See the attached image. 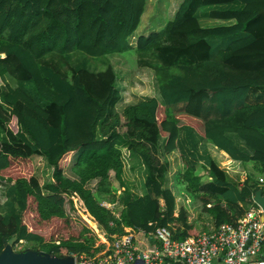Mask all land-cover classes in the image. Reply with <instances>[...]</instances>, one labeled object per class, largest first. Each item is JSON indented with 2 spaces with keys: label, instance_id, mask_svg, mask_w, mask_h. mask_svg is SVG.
Segmentation results:
<instances>
[{
  "label": "trees",
  "instance_id": "obj_1",
  "mask_svg": "<svg viewBox=\"0 0 264 264\" xmlns=\"http://www.w3.org/2000/svg\"><path fill=\"white\" fill-rule=\"evenodd\" d=\"M146 8L147 0H0V255L4 240L14 237L15 246L26 241L73 257L101 253L106 245L97 243L124 228L168 226L175 240L196 235L187 210L164 188L166 170L154 156L161 140L165 154L182 152L179 178L217 227L241 217L239 204L260 189L250 175L242 188L231 182L204 144L264 175V0H182L163 31L133 46ZM130 50L153 70L159 97L118 113L113 66L97 71L90 60ZM124 150L144 165L142 196L124 180ZM68 155L72 177L60 165ZM35 157L52 168L51 182L5 175L14 160ZM202 160L211 180L205 185L197 175ZM111 172L124 188L119 197ZM65 196L71 209L74 197L84 210L81 237L47 242L30 232L24 222L30 200L41 222L69 221ZM104 202H119V217Z\"/></svg>",
  "mask_w": 264,
  "mask_h": 264
},
{
  "label": "rangeland",
  "instance_id": "obj_2",
  "mask_svg": "<svg viewBox=\"0 0 264 264\" xmlns=\"http://www.w3.org/2000/svg\"><path fill=\"white\" fill-rule=\"evenodd\" d=\"M182 3V0H147V8L142 18V23L134 36L130 39L133 46L136 45L138 38L142 35L148 36L152 32H161L165 29L170 19H172ZM204 26H216L226 25L228 23H222L211 20H202ZM138 54L135 50H130L124 54H116L109 56L106 59L90 60L91 68L99 71L105 69L108 65H112L117 74V87L121 95V99L116 106V112L121 113L127 106L138 103L145 98L159 97L157 88V82L153 70L150 68L142 67L138 62ZM11 84L15 85L13 80H9ZM163 114V113H162ZM10 128L13 131H17L16 121L13 120L10 124ZM165 140H161L160 149L154 154L155 161L158 160L160 166L165 168L166 175L163 180L165 189H170L176 196L178 209L185 208L189 214V221L196 227L195 232L191 234H198L199 232L208 230L214 226V220L212 216L206 211L203 200L197 196L198 193L191 192L179 178L180 173L183 170L182 166V152L177 150L171 154H165L163 151V143ZM206 154L212 155L214 149L212 145L208 146L204 144ZM209 147V148H208ZM212 148V150L210 149ZM216 148V147H215ZM210 149V150H209ZM205 153V152H204ZM125 158V173L124 180L129 188L140 196L146 193L145 189V168L141 160L134 158L130 153L124 150ZM227 167L235 166L230 163L229 160L223 161ZM73 164L72 155L66 156L60 163L67 176L72 177L71 167ZM205 161H200L197 167V175L202 178V185L211 182L209 178V170L205 166ZM220 165V164H219ZM223 164L221 163V166ZM234 174H228L229 180L239 186V183L245 176H251L257 180L261 175L257 172L252 164L237 165ZM7 177L12 180L18 178L29 179L32 176L39 177L42 184L49 183L53 179V170L48 166L46 161L40 157H35L30 161L14 160L9 171L5 172ZM111 181L117 189V197H119L124 188H122L119 182L116 180L114 172L110 174ZM96 182L90 184L91 189L95 191ZM263 193H264V186ZM118 199V198H117ZM5 201L3 190L0 189V203ZM74 202V201H73ZM75 208L71 209L70 199L68 197L63 198V205L69 214V221L53 219L50 222L43 223L39 220L36 212V206L30 200L29 210L24 215V222L27 225L30 232L40 235L47 242H58L69 239H79L84 232V224L88 226V223L84 221L83 209L80 205L73 203ZM244 204V203H243ZM103 205L113 211L116 217L120 215L122 210L120 203L116 202L110 204L104 202ZM248 207L249 204H244ZM121 235V234H117ZM34 243H28L21 241L16 246L14 245V253H22L27 250L38 251L34 246ZM69 257L66 251L63 250V256Z\"/></svg>",
  "mask_w": 264,
  "mask_h": 264
},
{
  "label": "built area",
  "instance_id": "obj_3",
  "mask_svg": "<svg viewBox=\"0 0 264 264\" xmlns=\"http://www.w3.org/2000/svg\"><path fill=\"white\" fill-rule=\"evenodd\" d=\"M225 171L236 172L229 165ZM247 178L248 175L239 183L240 188ZM258 181L262 188L264 175ZM73 200L80 205L74 197ZM246 204L249 206L239 204L244 213L235 222L214 225L180 240L173 238L168 227L151 232L124 228V233L112 236L110 242L103 239L97 243L96 247L106 245L101 253L73 256L75 264H264V210L254 195Z\"/></svg>",
  "mask_w": 264,
  "mask_h": 264
},
{
  "label": "water",
  "instance_id": "obj_4",
  "mask_svg": "<svg viewBox=\"0 0 264 264\" xmlns=\"http://www.w3.org/2000/svg\"><path fill=\"white\" fill-rule=\"evenodd\" d=\"M4 58L0 55V59ZM255 202L264 210V193L260 188L254 194ZM18 238L14 237L9 241L4 240V250L0 255V264H75V259L69 257H57L42 251L27 250L22 253H14L13 246Z\"/></svg>",
  "mask_w": 264,
  "mask_h": 264
},
{
  "label": "crops",
  "instance_id": "obj_5",
  "mask_svg": "<svg viewBox=\"0 0 264 264\" xmlns=\"http://www.w3.org/2000/svg\"><path fill=\"white\" fill-rule=\"evenodd\" d=\"M209 146V145H208ZM211 146V145H210ZM213 147V146H212ZM209 148V147H208ZM214 149L212 150V148L210 147V149L212 150V157L214 158V160H216L219 164H220V167L222 168V169H224V170H226V163L227 162H225V163H223V161H226V160H231V158L226 154V153H224V152H222V151H220V150H218L217 148H215V147H213ZM209 149V150H210ZM232 161V160H231ZM221 163L223 164L222 166H221ZM236 164V166H235V169L237 168V165H243V163H240V162H236L235 163ZM246 165V164H245ZM183 166V165H182ZM230 175V174H229Z\"/></svg>",
  "mask_w": 264,
  "mask_h": 264
},
{
  "label": "bare ground",
  "instance_id": "obj_6",
  "mask_svg": "<svg viewBox=\"0 0 264 264\" xmlns=\"http://www.w3.org/2000/svg\"><path fill=\"white\" fill-rule=\"evenodd\" d=\"M232 162V164H234V165H236L235 163V161H231ZM253 195V194H252ZM168 227V226H167ZM168 228H170V227H168ZM171 229V228H170ZM171 231H172V233H173V238H174V231L171 229ZM14 247V246H13Z\"/></svg>",
  "mask_w": 264,
  "mask_h": 264
}]
</instances>
